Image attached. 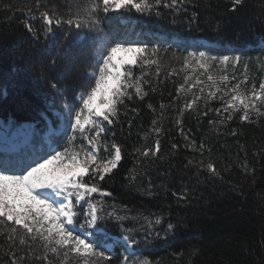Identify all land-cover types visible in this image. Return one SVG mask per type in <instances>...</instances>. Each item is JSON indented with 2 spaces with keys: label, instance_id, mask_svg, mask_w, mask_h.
Returning a JSON list of instances; mask_svg holds the SVG:
<instances>
[{
  "label": "trees",
  "instance_id": "trees-1",
  "mask_svg": "<svg viewBox=\"0 0 264 264\" xmlns=\"http://www.w3.org/2000/svg\"><path fill=\"white\" fill-rule=\"evenodd\" d=\"M37 2L0 0V120L13 129L33 124L42 138L48 121L59 127L58 112L65 123L53 140L62 151L74 134L70 127L74 120L65 105L78 108V94L94 84L90 74L96 71L97 34L86 32L85 37L64 40L63 32L57 30L46 38L38 19L40 11L55 6L57 12L71 14L70 7L74 11L75 4L87 0H39L40 8ZM230 7L229 0H189L179 13L159 8L164 14L161 17L135 9L100 13V28L111 43L141 42L149 49H162L159 55L164 64L178 71L181 64L172 59L173 53L241 56V64L235 70L229 68V74L235 71L237 78H242L247 61V74L252 78L249 87L252 80L258 85L264 80V0H246L235 13ZM25 23L37 28L38 38ZM200 39L219 46L202 45L197 42ZM154 69H148L145 77L152 81L144 85L148 95L118 105V117L102 134L107 142L121 146L122 159L105 181L99 182L112 195L93 196L102 200L105 214L115 211L126 218L103 215L93 231L94 240L113 257L111 264H121L128 255L124 245L113 239L125 235L121 226L134 230L130 235L137 243L130 247L151 264H264V117L253 115L250 121H243L241 113L234 112L227 120L219 99L205 105L202 98L194 109L183 110L194 94L207 97L215 88L207 87L210 82L201 76L205 85L181 92L177 99L184 73L165 78L170 71L165 67L156 77ZM133 71L140 75L138 67ZM200 87H204L203 93ZM153 121L161 129L159 134L152 130ZM75 135L77 150L81 145L90 147L78 131ZM157 140L160 151L155 156L145 158L135 151L154 149ZM100 155L107 153L101 150ZM209 163L215 174L207 168ZM83 221L84 217H79V222ZM170 223L175 226L172 230L168 229ZM106 242L114 245L113 251L105 248ZM8 260L0 253V264H8Z\"/></svg>",
  "mask_w": 264,
  "mask_h": 264
},
{
  "label": "snow or ice",
  "instance_id": "snow-or-ice-1",
  "mask_svg": "<svg viewBox=\"0 0 264 264\" xmlns=\"http://www.w3.org/2000/svg\"><path fill=\"white\" fill-rule=\"evenodd\" d=\"M187 2L189 0H87L75 4L74 11L70 7L71 14L57 12L55 6L45 7L39 12L42 34L46 38L57 30L63 32L64 40L95 32L97 63L94 66L96 71L90 74L94 84L87 85L78 94L81 105L78 108L65 105L74 120L70 124L74 134L69 138V146L62 151L53 149L46 158L37 157L20 167L0 162V237L4 241L0 244V253L9 258L8 264H111L113 257L106 255L98 243L90 239L94 233L88 231L96 227L103 215L116 220L126 218L116 215L115 211L105 214L102 200L93 196L112 195L103 190L99 182L105 181L122 159L121 146L107 142L102 134L109 131L107 125H112L118 117V105H125L126 100L131 101L134 97L143 100L148 95L144 85H151L152 81L145 77L152 66H155L156 77L165 67H170L165 78L184 73V83L177 89V99L181 92L187 93L205 85L201 76H206V81L210 82L207 87L215 88L208 92L207 97L194 94L190 101H185L183 110L194 109L202 98L205 105L209 100L219 99L227 120L232 119L234 112H240L243 121H250L253 115L264 117V80L258 85L252 80L249 87L252 78L247 74V61L243 63L242 78L238 79L235 71L232 74L228 72L229 68L235 70L241 64V56H215L205 51L182 56L173 53L172 59L181 64L178 71L176 67L164 64L159 55L162 49H149L146 43L141 42L111 43L100 28V13L135 9L137 13L161 17L164 14L159 8L179 13ZM229 3V11L235 13L245 5L246 0H229ZM41 6L38 0L37 8ZM31 15L37 19L35 14ZM25 27L38 38L37 28L28 23ZM163 51L167 52V49ZM134 67L140 69V75L134 73ZM217 69L218 74L214 75L213 70ZM230 81L236 82L230 84ZM51 86L56 88L55 84ZM199 91L203 93L204 87H200ZM215 111L219 114L221 109ZM156 123L153 121L152 130L159 134L161 129L155 126ZM77 131L90 147L81 145L77 150L73 146ZM200 147L202 149L203 145ZM101 150L107 155L101 156ZM135 151L145 158L155 156L160 151L159 141H156L154 149L136 148ZM207 168L215 174L212 163ZM81 216L84 217L83 223L79 222ZM159 222L157 219L156 223ZM121 227L125 233L123 240L129 246L136 244L137 241L130 235L134 230ZM174 227L171 223L168 225L169 230ZM121 264H151V261L137 257L133 250L123 256Z\"/></svg>",
  "mask_w": 264,
  "mask_h": 264
},
{
  "label": "rangeland",
  "instance_id": "rangeland-1",
  "mask_svg": "<svg viewBox=\"0 0 264 264\" xmlns=\"http://www.w3.org/2000/svg\"><path fill=\"white\" fill-rule=\"evenodd\" d=\"M230 84H232L231 81ZM77 100L81 105V101L78 98ZM56 117L59 120V127L55 128L54 125L48 121L47 125L45 126L42 138L38 131L33 130V124L25 123L23 124L26 126L24 130H20L23 125L16 129H13L9 125H5L4 122L0 120V162L13 163L12 165L20 167V165L18 164H21V162L30 163L33 158H46L48 154L52 153L53 149L59 151L55 146L53 138L54 136L61 134L63 125L65 123V118L58 112H56ZM41 139L43 140L40 143ZM16 155H22L20 160H14V156ZM88 231H96V227L94 229H88ZM98 232L103 231L98 230ZM90 239H94V236L90 237ZM114 240L116 241V243H121L122 245H124L128 252L132 251L129 245L126 244L123 239L115 238ZM104 241L105 239L103 240V242ZM104 246L109 251L114 250V245L110 242L104 243Z\"/></svg>",
  "mask_w": 264,
  "mask_h": 264
},
{
  "label": "bare ground",
  "instance_id": "bare-ground-1",
  "mask_svg": "<svg viewBox=\"0 0 264 264\" xmlns=\"http://www.w3.org/2000/svg\"><path fill=\"white\" fill-rule=\"evenodd\" d=\"M25 127H26V126H25V125H23V127H21V128H20V130H24V128H25Z\"/></svg>",
  "mask_w": 264,
  "mask_h": 264
}]
</instances>
